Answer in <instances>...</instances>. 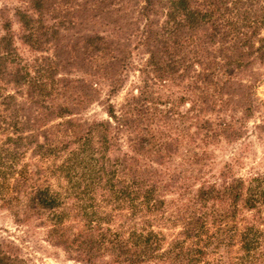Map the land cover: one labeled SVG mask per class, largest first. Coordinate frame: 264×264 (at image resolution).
I'll return each instance as SVG.
<instances>
[{"label": "trees", "instance_id": "1", "mask_svg": "<svg viewBox=\"0 0 264 264\" xmlns=\"http://www.w3.org/2000/svg\"><path fill=\"white\" fill-rule=\"evenodd\" d=\"M19 1L21 32L4 18L0 37V209L87 264H264V174L203 171L258 115L264 136V0ZM134 69L119 110L83 117ZM0 264L30 263L0 242Z\"/></svg>", "mask_w": 264, "mask_h": 264}, {"label": "rangeland", "instance_id": "2", "mask_svg": "<svg viewBox=\"0 0 264 264\" xmlns=\"http://www.w3.org/2000/svg\"><path fill=\"white\" fill-rule=\"evenodd\" d=\"M19 8L25 9L26 4L19 0H0V37L5 33L3 30L4 18L10 19L12 31L16 35L21 32V26L14 16L16 10ZM16 43L19 48V54L23 59H32L36 55L19 40ZM145 59L144 55L137 52L134 54V62L137 64L144 63ZM261 73L264 74V68L261 69ZM138 84H140V73L134 69L128 75L127 81L121 91L114 96H109L107 89L104 88L102 101L91 106L84 113L83 117L88 120L108 119V106L112 105L119 110L125 102L127 95L136 89ZM256 92L257 96L264 101V79L257 86ZM175 104L178 103L175 101ZM171 105H174V102ZM169 106L168 104L166 108ZM162 107L165 108L164 106ZM178 108L180 112H186L189 104L178 105ZM261 111L262 115H264V105ZM258 120H260L259 115L246 124V134L241 140L231 143L223 140L219 146L212 145L208 150L210 155L206 159V166L203 171L207 173H219L225 164L230 163L233 165L234 173L239 176L247 177L251 173L264 174V136L259 137L256 135L253 126L254 121ZM192 126L190 121L184 123L185 128H190V131L194 132L196 129ZM45 234L44 229L36 228L34 225H17L7 210L0 209V242L14 243L18 247L21 256L30 264H87L70 259L61 248L52 246L47 242Z\"/></svg>", "mask_w": 264, "mask_h": 264}]
</instances>
